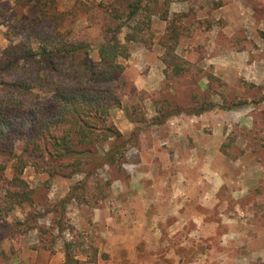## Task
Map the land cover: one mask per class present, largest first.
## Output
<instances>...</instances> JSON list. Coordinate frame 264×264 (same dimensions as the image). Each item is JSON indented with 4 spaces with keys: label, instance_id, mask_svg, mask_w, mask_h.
Segmentation results:
<instances>
[{
    "label": "rangeland",
    "instance_id": "374dc122",
    "mask_svg": "<svg viewBox=\"0 0 264 264\" xmlns=\"http://www.w3.org/2000/svg\"><path fill=\"white\" fill-rule=\"evenodd\" d=\"M78 1L56 3L65 12ZM81 1L89 3L88 11L71 19L72 26L77 34L91 35L97 60L106 21L92 2L115 0ZM37 14L29 0H0V54L18 42L7 35ZM178 14L187 16L177 48L189 62L187 72L166 80L159 41L167 22L155 17V44L131 45V58L121 61L125 84L111 85L129 115L116 108L111 118L129 137L137 128L130 108L140 105L141 115L151 120L162 94L175 104L169 111L183 113L160 126L143 125L124 173L99 174L113 184L95 208L73 201L62 215L60 201L83 177H52L27 167L24 178L37 192L35 202L17 209L8 222L25 223L34 214L31 224L37 228L11 229L1 245L6 264H62L64 242L75 237L88 254L90 245L98 250L95 263L93 256H78L85 264H264V102L251 103L264 93V0H173L170 18ZM207 95L214 110L186 113ZM237 97L250 103L227 108Z\"/></svg>",
    "mask_w": 264,
    "mask_h": 264
},
{
    "label": "trees",
    "instance_id": "16d2710c",
    "mask_svg": "<svg viewBox=\"0 0 264 264\" xmlns=\"http://www.w3.org/2000/svg\"><path fill=\"white\" fill-rule=\"evenodd\" d=\"M56 1L29 0L35 3L38 14L7 35L10 41L18 37V42L0 54V264L8 261L1 245L12 228L14 233H19L21 227L37 228L31 224L34 214L25 223L8 222L17 209L35 202L37 192L24 178L27 167L52 177L65 173L83 177L60 201L62 215L73 201L95 208L113 184L99 174L106 169L124 173L127 152L131 146L139 145L143 125L160 126L183 113L180 108L169 111L175 104L162 94L155 101L157 114L151 120L141 115L140 105L130 108L134 115L131 121L137 128L129 137L111 118L116 108L129 115L117 89L111 85L125 84V66L121 61L131 58V45L151 48L155 44V17L167 22L159 41L164 50L161 61L166 80L173 81L187 72L189 62L177 53L188 29L184 23L187 16L178 14L170 18L173 0L92 2L91 9H98L106 21L105 39L96 49L97 60L92 57L95 46L91 35L77 34L72 26L79 12L87 13L89 3L79 0L73 10L63 12ZM124 28L128 31L122 39ZM261 36L264 38V32ZM220 96L228 104L225 96ZM262 102L264 93L259 91L251 103ZM249 103L248 99L237 97L227 108ZM214 108L207 95L199 108L187 109L186 113L201 115ZM39 231L50 233L42 228ZM85 246L79 237L65 241L62 264H85L78 258L85 254L93 256L95 263L98 250L90 245V255Z\"/></svg>",
    "mask_w": 264,
    "mask_h": 264
}]
</instances>
